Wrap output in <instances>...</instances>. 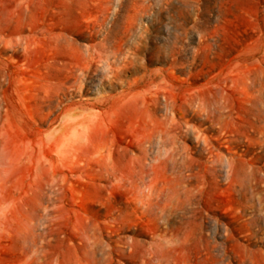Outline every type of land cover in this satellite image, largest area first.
<instances>
[{"label": "rangeland", "instance_id": "obj_1", "mask_svg": "<svg viewBox=\"0 0 264 264\" xmlns=\"http://www.w3.org/2000/svg\"><path fill=\"white\" fill-rule=\"evenodd\" d=\"M3 214L0 264H264V0H0Z\"/></svg>", "mask_w": 264, "mask_h": 264}, {"label": "bare ground", "instance_id": "obj_2", "mask_svg": "<svg viewBox=\"0 0 264 264\" xmlns=\"http://www.w3.org/2000/svg\"><path fill=\"white\" fill-rule=\"evenodd\" d=\"M47 174H48V168L45 166V164L44 165L42 163L41 164L40 163L37 164L36 165V169H35V173H34V177L36 179V182L35 183H38L42 179H43L42 181H45V178H46ZM53 177H56V176L53 174ZM57 186H58V189L60 190L61 185L60 184H57ZM13 214H12V217L7 216L6 214H3L0 217V224H4V225H7V226H11L10 228H15L16 226H20V224L22 223V221H24V220L27 221V218H26L27 215L26 216L22 215L24 217V220H22V221L18 220V223H17L14 220ZM51 214L53 215L52 216V222H51L52 224H51V227H49L47 229V231H46L47 233L45 234L44 237H51L55 232H57V231L60 232L62 230L61 229V225L62 224H65L67 222V223L71 224V230L73 232L74 238L78 241V245L80 247L86 246V247L90 248V251L91 252H93L94 249H95L93 247L94 244H95V241L93 240V235L94 234L93 233H90L91 230H98L99 231L100 238L101 239L105 238L101 234V228L99 227V225L98 224H95L94 222L89 221L88 219L81 218V217L77 216L76 214L74 215V217H71L73 219H69L68 215L67 216L64 215L65 213H51ZM21 227L23 228V225H21ZM159 232H161V231H159ZM27 235H28V232L25 233V236H27ZM40 235L41 234H39V236ZM157 237H158L159 240H163L164 238H166V235L165 234L164 235L158 234ZM187 237H188V234L181 233V232H178L176 234H171L170 237H169V239L165 242L166 245H167V250L168 251H175L176 246L178 244H180L182 241H185V239ZM108 239H110V238L108 237ZM75 245H77V244H75ZM107 247L109 248L108 249L109 256L112 255V257H113V252L114 251L117 252V248L119 249L122 246H121L120 243L116 242V246L113 247V248H111L110 247V243L108 242L107 243ZM40 249L41 250L44 249V246L41 245L40 246ZM55 249H56V247H55Z\"/></svg>", "mask_w": 264, "mask_h": 264}]
</instances>
